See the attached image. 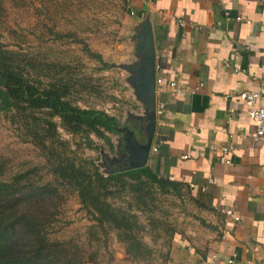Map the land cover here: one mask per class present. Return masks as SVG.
I'll return each instance as SVG.
<instances>
[{
    "label": "crops",
    "instance_id": "crops-1",
    "mask_svg": "<svg viewBox=\"0 0 264 264\" xmlns=\"http://www.w3.org/2000/svg\"><path fill=\"white\" fill-rule=\"evenodd\" d=\"M126 4L124 123L107 113L122 165L112 171L128 164L130 132L148 146L144 166L186 196L187 225L173 234L166 264H264V137H254L250 107L238 97L264 89V0Z\"/></svg>",
    "mask_w": 264,
    "mask_h": 264
},
{
    "label": "rangeland",
    "instance_id": "rangeland-1",
    "mask_svg": "<svg viewBox=\"0 0 264 264\" xmlns=\"http://www.w3.org/2000/svg\"><path fill=\"white\" fill-rule=\"evenodd\" d=\"M130 30L125 0H0V52L10 56L36 86L59 83L72 104L112 113L121 122L127 88L119 67L122 55L118 46ZM85 46L98 54L106 67L88 55ZM32 116L39 123L46 118L43 112L34 111ZM51 120L56 123L57 140L66 144L63 156L78 165L92 161L101 173L122 166L117 163V151L112 152L103 140L90 135L97 149L87 148L82 134L67 132L57 117ZM18 127L0 114L4 179L17 175L22 183L54 184L46 154ZM113 192L109 200L134 211L138 218L141 228L135 234L141 249L137 254L127 253L126 243L110 232L107 249L101 251L97 264H166L173 234L187 225L186 196L148 183L139 192L144 204L135 207L133 193L115 187ZM63 198L57 217L60 221L53 226L56 232L52 236L82 242L92 222L74 193L65 191Z\"/></svg>",
    "mask_w": 264,
    "mask_h": 264
},
{
    "label": "trees",
    "instance_id": "trees-1",
    "mask_svg": "<svg viewBox=\"0 0 264 264\" xmlns=\"http://www.w3.org/2000/svg\"><path fill=\"white\" fill-rule=\"evenodd\" d=\"M84 51L106 67L98 54L85 46ZM67 91L59 83L38 87L7 54L0 52V114L24 130L28 140L46 156L55 183L21 182V176L4 179L0 168V264H97L107 249L108 235L115 232L126 243L127 253L137 254L141 243L134 211L114 205L109 199L113 188L133 193L135 207L144 204L139 192L151 183L165 192L174 184L159 178L146 167L122 168L101 173L92 161L78 165L63 156L66 144L57 140V117L70 134H82L87 148L97 149L90 135L103 140L113 150L108 134L115 119L102 110L82 108L66 99ZM43 112L39 123L32 113ZM74 193L92 224L85 239H59L52 236L53 226L63 206V192ZM95 245V247H94Z\"/></svg>",
    "mask_w": 264,
    "mask_h": 264
},
{
    "label": "built area",
    "instance_id": "built-area-1",
    "mask_svg": "<svg viewBox=\"0 0 264 264\" xmlns=\"http://www.w3.org/2000/svg\"><path fill=\"white\" fill-rule=\"evenodd\" d=\"M126 3L128 2V0H125ZM129 14H132L131 11H129ZM237 21H240V18H235ZM249 23V22H247ZM179 24L182 25L183 22L179 21ZM262 25H264V23H262ZM156 83H160V79L156 80ZM167 86H169L170 88L174 87L175 84L174 82L168 81L167 82ZM240 101L247 105L248 107H250V109L248 110V116L249 118H251L252 122H253V126H254V137L255 138H262L264 137V104L261 106H255V102L259 97L264 98V89H260L257 92L254 91H244L239 93L238 95ZM162 104H159L157 106L156 109V114H160L161 110H162ZM228 150V148H221V151L226 152ZM226 164L229 163V161L225 162ZM222 213L226 216V217H230L232 218V220L237 221L239 218L234 215L232 213L231 210L226 209V210H221ZM232 261L229 260L228 263H231Z\"/></svg>",
    "mask_w": 264,
    "mask_h": 264
},
{
    "label": "water",
    "instance_id": "water-1",
    "mask_svg": "<svg viewBox=\"0 0 264 264\" xmlns=\"http://www.w3.org/2000/svg\"><path fill=\"white\" fill-rule=\"evenodd\" d=\"M125 146L124 150L129 155V160L126 168H137L145 165L148 146L138 145L130 132L125 134Z\"/></svg>",
    "mask_w": 264,
    "mask_h": 264
}]
</instances>
